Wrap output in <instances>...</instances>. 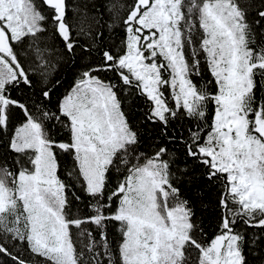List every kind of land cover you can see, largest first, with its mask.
<instances>
[{"label":"snow or ice","instance_id":"obj_1","mask_svg":"<svg viewBox=\"0 0 264 264\" xmlns=\"http://www.w3.org/2000/svg\"><path fill=\"white\" fill-rule=\"evenodd\" d=\"M0 264H264V0H0Z\"/></svg>","mask_w":264,"mask_h":264}]
</instances>
